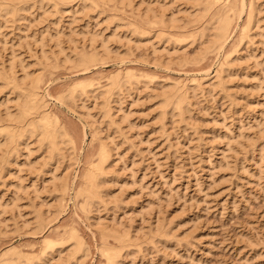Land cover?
Wrapping results in <instances>:
<instances>
[{"label": "rangeland", "instance_id": "rangeland-1", "mask_svg": "<svg viewBox=\"0 0 264 264\" xmlns=\"http://www.w3.org/2000/svg\"><path fill=\"white\" fill-rule=\"evenodd\" d=\"M105 1H16L19 15L0 13V257L102 264L101 246L119 244L101 232L115 228L130 236L118 264H264V0H235L241 13L221 50L206 47L213 25L210 16L198 21L200 0ZM251 3L256 21L241 42ZM160 19L166 28L153 24ZM82 51L100 54L84 71L74 64ZM126 71L140 79L107 110V78ZM5 78L38 82L45 111L65 133L60 153L29 133L11 150L1 129L7 107L13 116L23 98ZM80 82L88 93L65 97ZM174 86L187 94L183 114L163 105ZM102 142L108 179L88 212L75 190ZM69 229L85 252L72 261L65 241L39 260L44 242L65 240ZM4 256L2 264L14 263Z\"/></svg>", "mask_w": 264, "mask_h": 264}, {"label": "bare ground", "instance_id": "bare-ground-1", "mask_svg": "<svg viewBox=\"0 0 264 264\" xmlns=\"http://www.w3.org/2000/svg\"><path fill=\"white\" fill-rule=\"evenodd\" d=\"M39 1H41V0H39ZM49 1H51V0H49ZM52 1H54L56 4H59V2L61 3V1L63 2V0H52ZM79 1L80 0H69V2H79ZM93 1L95 4L97 0H93ZM99 1H102L103 3L106 2L105 0H99ZM201 1L202 0H200L199 3H201V5H202L201 7L203 8V13H201V16L198 18L199 19L198 21L201 22V19H203L204 17L206 18V16H210V18L212 20V21L211 20L210 21L213 23V24L210 23L211 26L213 25V28H212L213 36L210 39L211 40L209 42L210 44H208L210 46H206V47H207V49L214 48L215 50H219V49L221 50V48H223L222 46H224L225 41H227V38L229 37V35L231 33L233 24H236V23H234L237 19L236 16L240 15V13H241V12L239 14L236 13L237 9H238L237 11L239 12V8L236 9L235 7H238L239 4H237L235 0H234L235 2L232 0L231 1L230 0H203V2H201ZM15 2L17 3V6H18V3L24 4L27 2V0H0V13L3 12L4 16L5 15L6 16L12 15L11 16L12 18H14L13 16L19 15L18 12L21 10V8H15L16 7ZM242 2H243V0H241V3ZM14 3H15V5H14ZM96 5H97V3H96ZM242 6H243V4H242ZM242 6H239V7L242 8ZM242 9H240V10L242 11ZM251 11L253 13L252 3L250 5V9H248V12H249L247 14L248 19H246L247 24L245 23L246 25H243V27H240L242 29H241V31L239 30L240 31L239 36L237 35L238 40L240 39L241 42L243 41L242 39L247 37L249 35L248 33L252 30V29L249 30V28H250L249 26L253 24L252 21H254V19L256 21V18H254V16L250 15ZM250 16L253 17V19ZM162 19H163V17H162ZM165 20L160 19L157 21L155 20V22L153 20V24L155 23L159 26L161 25V27L166 28L167 24H166ZM168 20H170L171 23L174 21L172 18H170V19L168 18ZM170 21H167V23ZM251 22H252V24H251ZM151 23H152V21H151ZM137 25H135V33H136V31L137 32L140 31L139 35H146L147 34V33L145 34L146 30L141 28L139 24H137ZM169 26H167V27H169ZM161 27H159V28H161ZM133 28H134V25H133ZM202 31H203V28H202ZM163 33H165V32H163V31H162V33L160 32V34H159L160 38L165 37V35ZM149 34H150V32H149ZM166 35H167V33H166ZM155 37L157 38L158 36H155ZM170 37L172 38L173 36H170ZM177 37H178V35H177ZM177 37L173 38L174 41H172V39H171V41H172L171 43L176 44L177 42H179V40H178L179 37L178 38ZM165 38L164 39L166 41H169V40H167V36ZM161 39H163V38H161ZM161 39H158V40H161ZM107 44H108L107 41H101L103 51L108 52L109 48H108ZM97 52L98 51H96L95 53H92V52H84L83 53V51H82V53H79L80 55L78 56V60H76V62H74V64L77 63V64H75V66L77 65L76 67H79V68L81 67L83 69V71L87 70L91 65L95 64L96 61L99 59L98 57L100 54H98L99 52L98 53ZM65 60H70V59L69 58L67 59V57H66ZM225 60H226V58H225ZM226 61H225V63L221 62L218 66V69L216 70L215 78L218 80L217 84L221 83L220 82V80H221L220 74L226 70L225 69V67L227 66ZM132 75H134L133 72L131 73L130 71L129 72L126 71V72H124V74L117 73V74L111 75V77L109 76V78H107L108 81L106 82L107 84L105 85L106 88H104L101 91V94L105 95V98L107 100V106H108V107L106 106L107 110L111 109L109 107L110 106L109 100L110 99L112 100V97H114L115 94L120 92L122 90V88L125 87V85H127V84L130 85L132 81L134 82L135 80H137L139 78V76H138V78H136L135 75H134L135 77H133ZM28 76L29 75L27 74L26 79L28 78ZM143 77H141V78L145 79V76H143ZM35 78H37V77H35ZM133 79H135V80H133ZM31 80L29 79L28 83L25 81V84L23 83L24 82V80H23V82H22L23 84L21 83L22 85H19L20 83H18V81H9L6 78L4 79V81L7 82L6 83L7 85L11 84L14 89L20 90V93H21L23 100H22V102H20V104L18 103L19 105L17 104L18 108H17L16 113L15 114L13 113L14 114L13 116H11L12 112L7 107L6 113H7V115H9V118H7L6 121H9V120L10 121H9V123L7 122V125H5V127L3 126V128L1 129V133L6 138V141L8 140L7 144L9 146H12V147H10V148H12L11 150L15 149V147L19 145V142L21 141V139L26 134L29 133L31 135H36L38 138H40L41 143L43 142L44 144L43 143L42 144L48 148V150L52 154V156H54L56 153H60V151H61V145L64 142L65 133L62 132V129L58 125V121H56L55 118H53L50 114H48V112L45 111L44 100L42 98V95H40L38 92L39 91V88L37 86L38 82L34 79L32 81ZM137 81H139V80H137ZM133 82H132V84H133ZM84 83H86V82H84ZM84 83H81V82L76 83L71 88L69 87L68 93H67V95L65 94L66 95L65 97L69 96V97L75 98L76 95L87 94L88 93L87 89L89 86L87 84H84ZM214 84L215 85L212 84L211 86L212 87L216 86V83H214ZM201 85H203V84H201ZM178 87L180 88V86H178ZM175 88H177V87L174 86L173 90ZM187 89H189V88H187ZM179 90L180 89L177 88V90H175L173 93L170 94V92H169L168 93L169 95L167 94V92L169 90L166 91L165 95L163 96L164 100H162V101H163V105H166V109L169 108V105L170 106L172 105L174 110H175V108L178 111L181 110L182 114H183V109H182L181 103H183V100L187 99V98L186 99L184 98L187 94L184 92L186 94L184 96V94L183 95H182V93L180 94ZM171 91H172V88H171ZM177 91L179 92V96H178V94H176V93H178ZM173 96H174V98H173ZM18 98H20V97H18ZM61 99H65V98L63 97ZM164 102H165V104H164ZM184 102H187V101H184ZM183 108L185 109V107H183ZM173 109H171V110L173 111ZM178 113H180V111ZM178 115H180V114H178ZM105 143H103V142L100 143L98 153H97L96 163H93V164L91 163L85 168V170L82 174L81 180L78 184V187L75 190V197L76 198H82V200H83L82 203L84 204V207H82V210H84V211H85V209H88V212H89L90 209H92L94 204L99 205L100 201L102 200L101 198L103 197L102 185L103 184L106 185V183H107L108 173H109L107 170V163L111 157L110 148ZM8 145H7V149H8ZM5 154L7 155V153H5ZM7 156H9V155H7ZM7 158H2L1 162L5 163ZM7 162H8V159H7ZM54 179L56 180L57 178H54ZM43 217L44 216L41 214V216L39 217V224H41V223L44 224L45 221H44ZM106 229H108V230H106ZM106 229L103 230V228H102V230H103L101 232L103 235L102 237H104V239L105 238L107 239L108 237H111V238L113 237V239H116L119 242L118 243L116 241L117 244H119V246L117 247V245H116V248H115L114 246H111V245L108 246V243H107V245H105L106 243H104V244L102 243L103 247L101 246L100 252L104 256V259H105V262L102 264H118L119 259L121 258V252L123 251V249H125L126 247H128L130 245L129 244L130 243V238H129L130 236H128V234H122V235L119 234L118 235L119 232L116 231L115 228L114 229L113 228L112 229L106 228ZM69 230L70 231H68L67 235L64 238L65 240L61 239V241L59 243H54L53 240L45 241L43 247L41 248L40 258H38V259L39 260L42 259L41 257H44V255L48 254V251L54 250V248L57 245L61 247L65 243V241L69 242L71 245V249H72V255L70 256L71 260L76 259L78 254L83 253L84 246H85L83 243V240L76 234L75 231H73L71 229H69ZM104 239H103V241H104ZM84 252H85V250H84ZM6 253H7L8 258L10 259L11 262L14 260L13 264H35V263H37V262H35V258L31 255H29V256L27 254L23 255V254L17 253V251L16 252L13 251L11 253L7 251ZM6 253L1 255L0 263L2 262V258ZM84 255H85V253H84ZM4 258L9 260L5 256H4ZM77 261H79V260L77 259L75 264H78ZM70 262L68 264H71Z\"/></svg>", "mask_w": 264, "mask_h": 264}]
</instances>
